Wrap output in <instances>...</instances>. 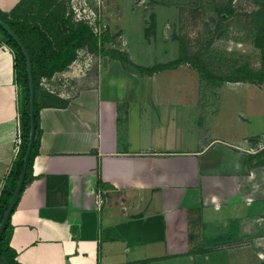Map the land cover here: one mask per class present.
<instances>
[{
  "label": "crops",
  "instance_id": "1",
  "mask_svg": "<svg viewBox=\"0 0 264 264\" xmlns=\"http://www.w3.org/2000/svg\"><path fill=\"white\" fill-rule=\"evenodd\" d=\"M21 1L0 0V12L34 58H46L57 51L53 33L65 26L68 0L29 4L26 21L13 12ZM84 47L63 70L39 79L33 178L10 216L15 260L264 264V143L249 150L264 141V110L258 126L248 109L232 111L234 128L221 134L204 126L207 115L189 120L182 104L158 103L157 72L143 75L102 54L96 68L73 70ZM236 82L223 85L241 96L251 87L264 91V82ZM20 101L14 52L0 38V191L17 151ZM189 121L200 129L195 136L178 127Z\"/></svg>",
  "mask_w": 264,
  "mask_h": 264
},
{
  "label": "rangeland",
  "instance_id": "2",
  "mask_svg": "<svg viewBox=\"0 0 264 264\" xmlns=\"http://www.w3.org/2000/svg\"><path fill=\"white\" fill-rule=\"evenodd\" d=\"M68 5L74 21L87 22L95 34L109 33L111 38L104 42V48L125 52L135 64L152 66L181 56H197L198 68L196 62L189 61L156 73L164 88L157 91L158 103L182 104L189 120L207 115L204 126H215L221 134L233 130L229 117L237 109H248L255 126L262 123L264 91L251 87L247 96H241L223 85L229 81L221 82L217 91L197 70L202 68L220 78L237 70H260L264 60V0H68ZM99 55L82 48L72 69L96 68ZM169 82L178 88L167 90ZM242 82L233 86L240 88L246 83ZM180 126L188 136L200 130L193 121L178 122ZM263 143L249 150H258ZM232 243L239 245L238 240Z\"/></svg>",
  "mask_w": 264,
  "mask_h": 264
},
{
  "label": "trees",
  "instance_id": "3",
  "mask_svg": "<svg viewBox=\"0 0 264 264\" xmlns=\"http://www.w3.org/2000/svg\"><path fill=\"white\" fill-rule=\"evenodd\" d=\"M36 1H39V0H23L21 1V4H19L17 9H15V11L13 12L15 13L19 10L23 12L24 14L22 16V20L24 19L23 21H26L25 19L26 14H27V11L29 10L27 5L30 4L31 6L32 3L36 5L35 3ZM46 1L47 0H42V2H46ZM25 8L27 11L25 10ZM53 13L51 14L52 18H54ZM71 13H72V10L69 9V12L66 14V17H64L65 26L61 27L62 25V22H61V25L55 28L57 31L53 33V36L56 34H58L59 36L58 38L59 42H55V44L57 45V51L50 54L46 58L41 59L39 57L38 59H36L32 55V52L30 51V48L28 47L23 36L16 30L14 22L6 19L4 14L0 12V17L3 20H5L11 26V28L19 35V37L21 38L23 43L26 45L30 53L31 65H32V75H33V81H34V86H35V98H36V93L39 88L40 77H50L54 72L63 70L68 64H70L76 58V54H77L76 50L79 47H82L84 44L88 46V49L91 52L95 54L109 55L113 59H117L124 68L134 70L143 75H152L153 73L164 70V69L177 68L178 66L184 63H187L189 61L193 63L198 61L197 56H191V57L181 56L175 60L168 61L165 63L154 64L152 66H142L139 64H135L128 59L125 52L119 49L103 47L104 42L110 40L111 38L107 31H103L100 34H95L91 30L87 22H84L81 20L74 21L72 19ZM21 23L22 25L25 24V22H21ZM31 29L33 30L36 29L37 33L41 35V37L45 40L44 42L47 43V46L52 45L51 41L48 40L46 34L42 32L41 28L37 26H32ZM51 35H52V32H51ZM0 38L4 43L10 46L14 52L16 79L21 88V101H20V110H19L20 143L17 147V151L13 159V162L4 178L3 186L0 191V220H1L3 212L6 209V206L8 204V201L10 199V196L12 194V191L14 189L15 183L17 181L18 175L22 167V159H23L24 152L26 149V144L28 141L30 120H29V107H28V83H27L24 56L20 48L17 46L15 41L12 39V37L6 31H4L1 27H0ZM263 59H264V54H263ZM198 62H196L197 64L194 63V66L196 68H198L197 67ZM197 71L201 78H203L204 80L214 85H220L221 82L223 81H231V82L245 81L249 83H258V84L264 82V60H263L260 70H257L256 72H251L249 70L248 71L237 70L236 72H233L232 74L224 76L222 78L212 76L208 72L203 70L202 68ZM46 96L51 97L50 94H47ZM59 102H61L62 105L66 104L65 101H59ZM39 108H40V105L37 102H35V118H36V123H37L36 134H35L33 148H32V151L29 157L28 166L26 169L24 182H23L21 191L19 193V196L24 190V188L26 187V185L29 184L33 178L32 163L37 153L36 147H37V136L39 132L38 130ZM19 196H18V199H19ZM10 216L7 221L6 227L4 231L2 232L1 238H0V254L2 258L8 264H19L15 260V256H16L15 251L10 246V236H11V230H12V226L10 224Z\"/></svg>",
  "mask_w": 264,
  "mask_h": 264
},
{
  "label": "water",
  "instance_id": "4",
  "mask_svg": "<svg viewBox=\"0 0 264 264\" xmlns=\"http://www.w3.org/2000/svg\"><path fill=\"white\" fill-rule=\"evenodd\" d=\"M0 27L12 37V39L15 41L17 46L20 48L24 56L27 83H28V107H29V120H30L28 141H27L26 149H25L24 156L22 159V167L18 175L17 181L15 183L14 189L12 191V194L10 196V199L8 201V204L6 206V209L3 212L2 218L0 220V238H1L2 232L4 231L6 227L9 216L13 212L15 204L17 203L18 196H19V193L21 191V188L24 182V177H25L27 166H28L29 157H30L33 144H34L37 123H36V118H35V86H34L33 75H32V65H31L30 53L26 45L23 43V41L19 37V35L1 17H0ZM0 264H8L2 258L1 254H0Z\"/></svg>",
  "mask_w": 264,
  "mask_h": 264
},
{
  "label": "built area",
  "instance_id": "5",
  "mask_svg": "<svg viewBox=\"0 0 264 264\" xmlns=\"http://www.w3.org/2000/svg\"><path fill=\"white\" fill-rule=\"evenodd\" d=\"M15 146L16 148L18 147L19 143H20V133H18L17 137L14 140Z\"/></svg>",
  "mask_w": 264,
  "mask_h": 264
}]
</instances>
